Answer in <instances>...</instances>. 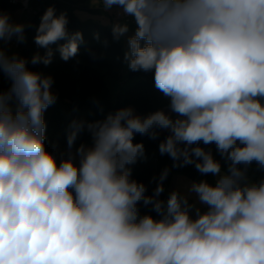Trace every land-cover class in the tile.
<instances>
[{
  "label": "clouds",
  "instance_id": "9594fccd",
  "mask_svg": "<svg viewBox=\"0 0 264 264\" xmlns=\"http://www.w3.org/2000/svg\"><path fill=\"white\" fill-rule=\"evenodd\" d=\"M92 2L134 18L124 60L133 72L154 73L176 118L124 107L103 120H73L67 155L58 158L45 144V112L58 99L54 78L0 48V70L11 80L0 92V264H264V179L246 177L253 162L264 170V0ZM68 22L65 12L45 10L34 41L46 51L33 55V65L51 64L58 41H65L62 60L78 54L83 34L70 33ZM24 31L0 12V41L23 42ZM128 32L127 23L112 25L116 39ZM84 128L92 146L73 153ZM157 129L170 132L159 152L174 167L194 164L219 176L211 151L193 147L199 142L214 143L230 161L215 186L191 184L208 206L195 219L178 192L158 199L168 169L152 196L131 179L127 166L145 157L134 137L155 140ZM140 202L161 218L140 216Z\"/></svg>",
  "mask_w": 264,
  "mask_h": 264
},
{
  "label": "trees",
  "instance_id": "16d2710c",
  "mask_svg": "<svg viewBox=\"0 0 264 264\" xmlns=\"http://www.w3.org/2000/svg\"><path fill=\"white\" fill-rule=\"evenodd\" d=\"M54 7L56 14L65 12L68 18V31L70 33L80 31L83 34V42L79 45L78 54L68 61L61 59L57 50L60 44L65 41H58L51 45L53 59L51 64L45 66L42 63L33 65L31 59L36 53L43 55L46 51L40 48L34 41L36 29L39 26L40 18L48 7ZM86 8L85 0H27V8L22 7V0H0V12L11 14L15 9L22 8L29 12V18L23 22L25 25V40L18 42L17 46L11 48L8 56L23 58L27 67L32 71H38L54 78L52 90L57 94V101L45 112L46 121V147L57 157L67 154V135L73 120L95 122L103 120L107 114L115 113L124 108L126 104L132 105L141 116H147L163 107H170V98L156 89L154 73L137 71L133 72L128 68V76L133 79L131 85L116 92L112 101L104 75L108 74L118 77L122 65V54L120 39H116L112 33V25L101 23L91 17H81L79 8ZM99 34V39L96 38ZM106 42V43H105ZM143 45V41L141 42ZM11 86V80L0 70V92H6ZM167 114V113H166ZM173 117V116H172ZM159 136L153 140L148 136L137 134L134 137L135 143L142 142L145 147V157L138 159L135 164L128 165L131 168V179L146 186V195L152 196L159 183L161 173L168 169V175L163 181V192L158 197L165 201L172 193L166 184L174 174L183 173L198 183L206 181L215 186L218 177L212 174L200 173L194 164L183 167H174V161L167 155H161L159 144L170 135L168 130L157 129ZM93 143L92 136L87 128L79 134L73 146L78 148L81 144ZM211 154L221 165V173L228 174L230 161L222 157L216 145H198ZM242 169L243 165H240ZM246 177L249 182L258 183L264 179V170L259 169L256 162L248 166ZM176 190V188H174ZM177 191V190H176ZM140 216L151 215L159 220L161 217L152 209L151 205L144 206L138 203Z\"/></svg>",
  "mask_w": 264,
  "mask_h": 264
},
{
  "label": "rangeland",
  "instance_id": "374dc122",
  "mask_svg": "<svg viewBox=\"0 0 264 264\" xmlns=\"http://www.w3.org/2000/svg\"><path fill=\"white\" fill-rule=\"evenodd\" d=\"M85 5L86 8L82 7L77 10L79 15H81V17H91L96 21H99L101 23H107L110 25H113L114 23L117 22L127 23L129 25V32L125 36L119 38L121 44V54L123 59L121 68L119 70V75L118 77H113L108 74L104 75L106 86L108 87L111 100L113 101L115 99V94L117 91L124 89L125 87L131 85V83L133 82V79L128 76V64L124 60V53L128 50L127 38L128 36L134 34L136 29V23L134 18L129 16L127 18L125 15H123L122 9L117 8L115 6L109 10H105L103 8L102 3L94 5L92 0H85ZM28 18H29V12L22 8L15 9L11 14V20L15 23L20 22L23 24V22H25ZM9 43H10L9 41H0V48H3L6 54H8L6 50V46ZM261 102L264 103V99H261ZM124 107H132L135 113L140 115L132 105L126 104ZM170 115H172L173 118H176L177 114L171 113V109H170ZM84 145L86 147H90L92 146V143L84 144ZM75 150L76 149L72 150V152L75 153ZM61 155H59L58 158ZM63 155L66 156L67 154H63ZM77 162H78V158H77ZM222 175L225 174L220 173V175L216 177H218L219 179L220 176ZM194 182L198 183L195 179H192L183 173H178V174H174L171 180L166 184V187H168V189H170L172 192L177 190L176 192H178L181 196L187 198L188 203L193 206L190 212V215L192 216L193 219H195L196 209H199L201 213L208 211V206L202 204L199 201L197 194L190 191V186ZM174 188H176V190H174ZM166 201L167 200H165L164 202Z\"/></svg>",
  "mask_w": 264,
  "mask_h": 264
},
{
  "label": "built area",
  "instance_id": "2783aa9c",
  "mask_svg": "<svg viewBox=\"0 0 264 264\" xmlns=\"http://www.w3.org/2000/svg\"><path fill=\"white\" fill-rule=\"evenodd\" d=\"M13 1H14V0H13ZM22 7H23L24 9L27 8V0H22ZM126 17L128 18V16H126ZM17 23H20V22H17ZM9 42H10V43L6 46V50H7V52H9L11 48L16 47L17 44H18V41H17V39H16L15 37H13L12 40L9 41ZM168 109H169V107H168V106H165V107H163L162 110H163L164 112H166Z\"/></svg>",
  "mask_w": 264,
  "mask_h": 264
},
{
  "label": "crops",
  "instance_id": "0c3cea01",
  "mask_svg": "<svg viewBox=\"0 0 264 264\" xmlns=\"http://www.w3.org/2000/svg\"><path fill=\"white\" fill-rule=\"evenodd\" d=\"M166 113H167V114H170V107H169V109L166 111Z\"/></svg>",
  "mask_w": 264,
  "mask_h": 264
}]
</instances>
